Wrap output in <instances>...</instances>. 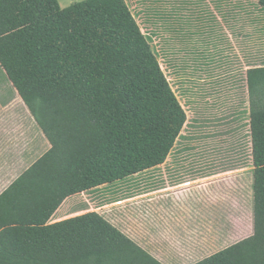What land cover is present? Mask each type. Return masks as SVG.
<instances>
[{
	"label": "trees",
	"instance_id": "obj_1",
	"mask_svg": "<svg viewBox=\"0 0 264 264\" xmlns=\"http://www.w3.org/2000/svg\"><path fill=\"white\" fill-rule=\"evenodd\" d=\"M248 3L233 18L264 33V0ZM0 66L51 144L0 195V264H163L98 211L52 222L68 197L165 164L187 122L127 0H0ZM247 81L254 233L193 264H264V60Z\"/></svg>",
	"mask_w": 264,
	"mask_h": 264
},
{
	"label": "rangeland",
	"instance_id": "obj_2",
	"mask_svg": "<svg viewBox=\"0 0 264 264\" xmlns=\"http://www.w3.org/2000/svg\"><path fill=\"white\" fill-rule=\"evenodd\" d=\"M82 1L59 3L67 8ZM250 1L254 2L226 0L221 12L216 0H127L143 32L152 37L161 66L187 113V122L165 164L79 194L76 202L80 206L89 211L99 208L102 214L114 210L120 228L138 235L143 228L122 215L121 203L114 209L107 204L151 186L191 180L211 171L222 173L216 187L206 188L204 209L215 206V217H220V211L225 216L233 190L241 191L243 205L248 206L254 163L247 71L251 62L264 60V33L257 29L254 35V26L244 17L246 9L239 11L241 22L231 11L235 2ZM155 9L165 13L164 20ZM214 212L211 209V215Z\"/></svg>",
	"mask_w": 264,
	"mask_h": 264
},
{
	"label": "crops",
	"instance_id": "obj_3",
	"mask_svg": "<svg viewBox=\"0 0 264 264\" xmlns=\"http://www.w3.org/2000/svg\"><path fill=\"white\" fill-rule=\"evenodd\" d=\"M50 147L48 138L18 90L5 70L0 69V195ZM221 173L172 184L167 182L107 204L108 208L114 209L121 203L122 215L137 221L143 228L138 235L120 228L115 221L114 210L106 214H102L99 208L95 211L163 264H193L254 233V189L247 207L243 205L241 191L233 190L232 202L225 216L220 211V217H215L218 209L215 206L204 209L205 190L208 186H217ZM78 195L63 202L52 222L89 211L76 202ZM211 209L215 211L212 215ZM245 232L247 235L242 236Z\"/></svg>",
	"mask_w": 264,
	"mask_h": 264
}]
</instances>
